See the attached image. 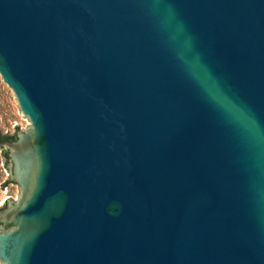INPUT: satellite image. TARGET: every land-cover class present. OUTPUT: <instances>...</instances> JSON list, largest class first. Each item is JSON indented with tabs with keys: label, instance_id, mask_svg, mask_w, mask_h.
<instances>
[{
	"label": "water",
	"instance_id": "95a60500",
	"mask_svg": "<svg viewBox=\"0 0 264 264\" xmlns=\"http://www.w3.org/2000/svg\"><path fill=\"white\" fill-rule=\"evenodd\" d=\"M0 74L4 264H264V0H0Z\"/></svg>",
	"mask_w": 264,
	"mask_h": 264
},
{
	"label": "rangeland",
	"instance_id": "374dc122",
	"mask_svg": "<svg viewBox=\"0 0 264 264\" xmlns=\"http://www.w3.org/2000/svg\"><path fill=\"white\" fill-rule=\"evenodd\" d=\"M30 119L23 114L13 89L3 81L0 74V134H13L30 128ZM6 148L0 145V207L19 200L21 189L10 181L11 164L5 157ZM0 226V232H6ZM0 264H4L0 260Z\"/></svg>",
	"mask_w": 264,
	"mask_h": 264
},
{
	"label": "trees",
	"instance_id": "16d2710c",
	"mask_svg": "<svg viewBox=\"0 0 264 264\" xmlns=\"http://www.w3.org/2000/svg\"><path fill=\"white\" fill-rule=\"evenodd\" d=\"M0 137L2 140H14L16 138V132L13 133V134H0ZM5 153V157L8 159V154L7 152H4Z\"/></svg>",
	"mask_w": 264,
	"mask_h": 264
},
{
	"label": "flooded vegetation",
	"instance_id": "af4514ba",
	"mask_svg": "<svg viewBox=\"0 0 264 264\" xmlns=\"http://www.w3.org/2000/svg\"><path fill=\"white\" fill-rule=\"evenodd\" d=\"M6 206V205H5ZM2 207H4V206H2ZM1 208V207H0ZM0 226H2L1 224H0ZM9 227H11V224H9Z\"/></svg>",
	"mask_w": 264,
	"mask_h": 264
}]
</instances>
